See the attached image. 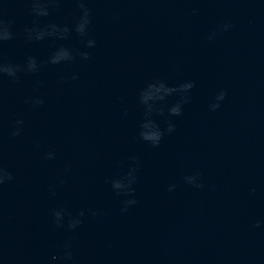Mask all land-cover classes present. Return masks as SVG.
Instances as JSON below:
<instances>
[{
	"label": "clouds",
	"instance_id": "1",
	"mask_svg": "<svg viewBox=\"0 0 264 264\" xmlns=\"http://www.w3.org/2000/svg\"><path fill=\"white\" fill-rule=\"evenodd\" d=\"M78 4H79V7L81 8L82 10V17L80 18V21L79 23L77 24V27H76V31L81 35H85L86 34V29H87V26L89 25L90 23V10L85 7V3H86V0H77ZM39 9H43L42 12H39L38 10ZM33 12L36 14V15H47V10L40 7L39 6V0H36V3L34 4V7H33ZM51 28V31L47 32V33H44V32H38L36 34V39H42L44 35H54L57 31H60V29L57 28L56 25H51L50 26ZM0 31L3 32L4 34V40H7L9 38H11V33L9 32L7 26L5 25L4 21L2 19H0ZM68 30L67 28L63 29V32L66 33ZM30 37H31V33H29ZM88 46H93L94 44V41L92 40H89L88 42ZM85 55V58H87V54H84ZM68 59H71V55L69 53L68 50L66 49H60L54 56L53 58L51 59V63H59L61 60H68ZM20 69L18 67H13L11 65L9 66H0V73H7L9 76H13L15 77L16 75V72L19 71ZM28 70L29 71H36L37 70V67H36V62L34 59H29L28 61ZM185 88H190L192 87V85H185L184 86ZM166 91H172V89H167ZM218 100H222L224 99V93H220V95L217 97ZM144 100L145 102H147V97L145 96L144 97ZM36 103H42V101H37ZM213 109L215 108H218L219 105L218 104H214L212 105ZM171 112L173 115H179L180 113V109L179 107H174L171 109ZM17 123H21L20 121H17ZM145 129H147V131H144L142 133V137L143 139L145 140H150V141H153V142H158L160 137H161V133L156 130V127L155 125H153L152 123H146L144 124L143 126ZM169 130L171 131V127L169 128ZM19 132L17 131L16 133H14V135H18ZM49 159L53 158L52 157V154H49ZM5 178L7 179H12L11 177V174H8V173H5L4 170L2 168H0V185H2L4 182H5ZM113 187L114 188H117V189H121L124 187V185L121 183V182H115L113 184ZM127 203L129 204H134L135 201H128ZM55 217H56V223H57V226L58 227H62L63 225L60 223L61 219H62V215L60 212H55L54 213ZM81 215H83V213H81ZM80 223L79 220H75V221H70L69 222V228H75L78 224ZM65 259H71V253L70 252H67L65 254ZM53 259L55 260L56 257L54 256Z\"/></svg>",
	"mask_w": 264,
	"mask_h": 264
}]
</instances>
